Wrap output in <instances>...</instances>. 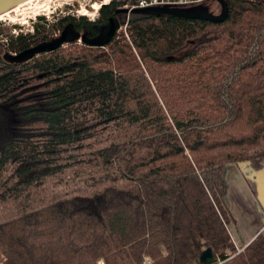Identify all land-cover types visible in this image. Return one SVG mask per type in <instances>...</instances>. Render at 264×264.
I'll use <instances>...</instances> for the list:
<instances>
[{"label": "trees", "instance_id": "1", "mask_svg": "<svg viewBox=\"0 0 264 264\" xmlns=\"http://www.w3.org/2000/svg\"><path fill=\"white\" fill-rule=\"evenodd\" d=\"M125 1L0 39L1 264H264V233L230 240L223 178L264 155V0L4 58L67 24L92 38Z\"/></svg>", "mask_w": 264, "mask_h": 264}, {"label": "crops", "instance_id": "2", "mask_svg": "<svg viewBox=\"0 0 264 264\" xmlns=\"http://www.w3.org/2000/svg\"><path fill=\"white\" fill-rule=\"evenodd\" d=\"M224 170L225 203L231 215L226 227L235 250H239L264 233V155Z\"/></svg>", "mask_w": 264, "mask_h": 264}, {"label": "water", "instance_id": "3", "mask_svg": "<svg viewBox=\"0 0 264 264\" xmlns=\"http://www.w3.org/2000/svg\"><path fill=\"white\" fill-rule=\"evenodd\" d=\"M26 0H0V14L12 9L18 4L24 2ZM219 5L220 11L217 15L211 13L208 10L207 5L199 4L195 6L189 7H171V6H153L147 8L134 9L131 11L133 14H141V15H184L187 17H196L200 19H211L214 21L220 20L226 13V7L223 0H215ZM103 5V4H102ZM101 6V5H100ZM126 12L123 9L116 10V14ZM118 27V21L115 16L110 17L107 22L103 25L97 27V34L92 38H88L85 33H79L73 29L71 24H67L63 27V29L59 32L58 35L51 38L49 41L41 42L30 46L18 53L15 54H7L4 56L8 61L11 62H24L32 56L37 55L41 52H49L52 51L64 43H69L75 41L77 39L81 40L84 44L89 46H97L102 47L105 43L109 41L113 33ZM173 57H166V60L172 59ZM242 161H238L226 166L228 167H236L241 164ZM226 170H224L223 178L225 180ZM225 201L226 198L224 197ZM215 261L214 255L210 248H205L198 256V262L200 264H211Z\"/></svg>", "mask_w": 264, "mask_h": 264}, {"label": "rangeland", "instance_id": "4", "mask_svg": "<svg viewBox=\"0 0 264 264\" xmlns=\"http://www.w3.org/2000/svg\"><path fill=\"white\" fill-rule=\"evenodd\" d=\"M100 1L101 0H32L26 5L22 4V7L18 6L19 8L9 13V15L0 18V39L6 38V35L17 34V32H31L33 23L37 21V15L44 17L46 20V24L41 23L46 31L51 29L50 25L56 19L64 16H72L76 18L79 16H84L88 19V17L93 15L92 20H94V18L97 16L98 8L100 7L98 6ZM204 3L207 5L208 10L211 13L215 15L219 13L220 8L215 0H207ZM84 5H87L88 8H83L80 12L81 14L74 12L75 9L80 8V6L83 7ZM91 7H97L96 12ZM84 10L86 11L84 12ZM83 12L84 14H82ZM115 17L119 22V28L117 27L116 33L117 35L122 34L125 37L126 27H124L122 23V21H124V16L123 14H116ZM13 31H16V33H13ZM73 43L76 46H83V43L80 40H75ZM67 45L68 43H64L61 46L65 48ZM146 264H151V262L146 259Z\"/></svg>", "mask_w": 264, "mask_h": 264}, {"label": "built area", "instance_id": "5", "mask_svg": "<svg viewBox=\"0 0 264 264\" xmlns=\"http://www.w3.org/2000/svg\"><path fill=\"white\" fill-rule=\"evenodd\" d=\"M109 1L110 0H106V3H108ZM205 1H207V0H132V2H130V0H126L124 3H122L119 6V8L126 11L124 13H120V14H123V16H124L123 26L125 27L126 21L129 18L131 11L134 9L147 8V7H153V6H164V5L171 6V7H189V6H195V5L203 4ZM102 3H103V0H101L99 2L98 6L102 5ZM89 5H91V4H89ZM86 7H87V5H84L83 7L80 6V8L75 9L74 12L77 14H81L80 12L82 11V9L86 8ZM95 12H96V10H95ZM125 13H126V15H125ZM128 13H129V15H128ZM127 15H128V17H127ZM37 16H39V15H37ZM92 16L88 17V19L92 20ZM13 33H16V31H13ZM240 250L241 249H239V250L237 249L236 252H238Z\"/></svg>", "mask_w": 264, "mask_h": 264}, {"label": "bare ground", "instance_id": "6", "mask_svg": "<svg viewBox=\"0 0 264 264\" xmlns=\"http://www.w3.org/2000/svg\"><path fill=\"white\" fill-rule=\"evenodd\" d=\"M30 1H32V0H26V1H24V2H22V3H20V4H18L17 6H15V7H13L12 9H10V10H8V11H6V12H4V13H2V14H0V18L1 17H4V16H7V15H9V13H11V12H13V11H15L16 9H18L19 7H22L23 5H26L27 3H29ZM34 1V0H33ZM106 3V0H103V4H105ZM23 4V5H22ZM19 6V7H18ZM15 8V9H14ZM91 8H93V7H91ZM85 9V8H84ZM97 9V7H94L93 8V10H96ZM118 9H120V8H118ZM86 10H84V12H85ZM84 12L82 13V14H84ZM121 13H124V12H121ZM118 14H120V13H118ZM131 14H133V13H130V15ZM118 28H119V22H118ZM117 30V29H116ZM116 30H115V32H116ZM79 39H77V41H78ZM81 41V40H80ZM82 42V41H81Z\"/></svg>", "mask_w": 264, "mask_h": 264}, {"label": "flooded vegetation", "instance_id": "7", "mask_svg": "<svg viewBox=\"0 0 264 264\" xmlns=\"http://www.w3.org/2000/svg\"><path fill=\"white\" fill-rule=\"evenodd\" d=\"M83 43V42H82Z\"/></svg>", "mask_w": 264, "mask_h": 264}]
</instances>
